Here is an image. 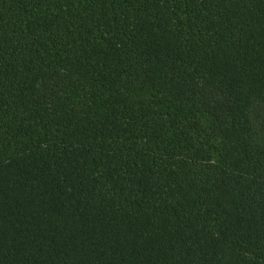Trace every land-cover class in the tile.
<instances>
[{"label": "trees", "instance_id": "trees-1", "mask_svg": "<svg viewBox=\"0 0 264 264\" xmlns=\"http://www.w3.org/2000/svg\"><path fill=\"white\" fill-rule=\"evenodd\" d=\"M0 264H264V0H0Z\"/></svg>", "mask_w": 264, "mask_h": 264}]
</instances>
